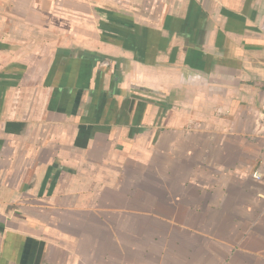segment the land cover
Returning <instances> with one entry per match:
<instances>
[{"label": "crops", "instance_id": "1", "mask_svg": "<svg viewBox=\"0 0 264 264\" xmlns=\"http://www.w3.org/2000/svg\"><path fill=\"white\" fill-rule=\"evenodd\" d=\"M84 5L0 0V264H264V0Z\"/></svg>", "mask_w": 264, "mask_h": 264}, {"label": "rangeland", "instance_id": "2", "mask_svg": "<svg viewBox=\"0 0 264 264\" xmlns=\"http://www.w3.org/2000/svg\"><path fill=\"white\" fill-rule=\"evenodd\" d=\"M99 0H86V5L82 8L86 14H90V18L93 19L95 17L96 21H99L98 16L100 15L103 18L108 17V13L110 11V0H101V4L98 5ZM50 6V5H49ZM48 9H50L48 7ZM49 11V10H48ZM56 13V11H55Z\"/></svg>", "mask_w": 264, "mask_h": 264}, {"label": "built area", "instance_id": "3", "mask_svg": "<svg viewBox=\"0 0 264 264\" xmlns=\"http://www.w3.org/2000/svg\"><path fill=\"white\" fill-rule=\"evenodd\" d=\"M254 177H256V178H261V174L258 173V172H256V173H254Z\"/></svg>", "mask_w": 264, "mask_h": 264}]
</instances>
